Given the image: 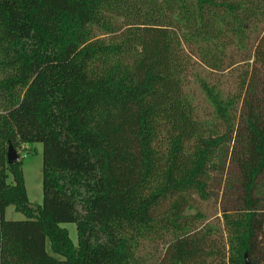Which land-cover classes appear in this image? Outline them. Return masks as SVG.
<instances>
[{
  "label": "trees",
  "instance_id": "trees-1",
  "mask_svg": "<svg viewBox=\"0 0 264 264\" xmlns=\"http://www.w3.org/2000/svg\"><path fill=\"white\" fill-rule=\"evenodd\" d=\"M262 15L264 0H0V264H264V34L240 96L204 86L223 131L185 92L194 59L220 71ZM33 144L39 206L7 163Z\"/></svg>",
  "mask_w": 264,
  "mask_h": 264
},
{
  "label": "rangeland",
  "instance_id": "rangeland-1",
  "mask_svg": "<svg viewBox=\"0 0 264 264\" xmlns=\"http://www.w3.org/2000/svg\"><path fill=\"white\" fill-rule=\"evenodd\" d=\"M264 34V15L252 20L246 31V39L243 42H236L226 50L224 66L220 71H212L203 65L198 57L194 59L195 65L188 77L185 92L189 100L194 106L197 118L204 124L217 126L224 130L222 121L216 118L215 109L212 101L208 97L204 86L214 89L218 98L227 101L229 98H235L241 95L243 82L247 76V72L253 64V56L259 39ZM92 36L95 38L104 37L103 32L94 28ZM197 46H187L186 50L196 49ZM240 102L234 107L233 114L238 113ZM224 125V124H223ZM221 131V132H222ZM20 161L23 164L24 181L27 190V196L32 206H39L43 203V146L41 144H33L26 148L17 150ZM227 186L217 189L214 197L210 202H200L205 213L206 223L222 224V197ZM258 196L262 202V210L264 211V180L259 190ZM6 219L10 221L24 220L25 217L17 213L13 208L6 211ZM67 229L72 242L75 246L78 243L77 228L75 224H66L62 226ZM151 259H158L162 255V246L152 248Z\"/></svg>",
  "mask_w": 264,
  "mask_h": 264
},
{
  "label": "water",
  "instance_id": "water-1",
  "mask_svg": "<svg viewBox=\"0 0 264 264\" xmlns=\"http://www.w3.org/2000/svg\"><path fill=\"white\" fill-rule=\"evenodd\" d=\"M20 161L19 154L17 150L13 146H9L8 153H7V163L8 165L17 164ZM246 264H252L249 261Z\"/></svg>",
  "mask_w": 264,
  "mask_h": 264
}]
</instances>
